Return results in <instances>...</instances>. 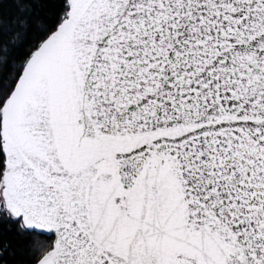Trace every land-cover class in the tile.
<instances>
[{
	"label": "snow or ice",
	"instance_id": "6c2138e0",
	"mask_svg": "<svg viewBox=\"0 0 264 264\" xmlns=\"http://www.w3.org/2000/svg\"><path fill=\"white\" fill-rule=\"evenodd\" d=\"M0 264H264V0H0Z\"/></svg>",
	"mask_w": 264,
	"mask_h": 264
}]
</instances>
